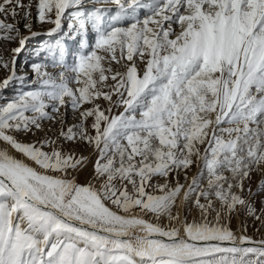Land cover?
<instances>
[{
    "label": "snow or ice",
    "instance_id": "snow-or-ice-1",
    "mask_svg": "<svg viewBox=\"0 0 264 264\" xmlns=\"http://www.w3.org/2000/svg\"><path fill=\"white\" fill-rule=\"evenodd\" d=\"M11 43L0 264H264V0H0Z\"/></svg>",
    "mask_w": 264,
    "mask_h": 264
},
{
    "label": "rangeland",
    "instance_id": "rangeland-1",
    "mask_svg": "<svg viewBox=\"0 0 264 264\" xmlns=\"http://www.w3.org/2000/svg\"><path fill=\"white\" fill-rule=\"evenodd\" d=\"M25 3L28 2V0H24ZM33 5L35 6L36 0H32ZM104 7H111L110 5H104ZM33 13L35 14V7H33ZM11 22V21H9ZM33 23L35 25L36 30H41V26L39 24L35 23V20H33ZM22 24L23 21L21 20V28H22ZM48 25L44 26V29H47ZM23 30V28H22ZM25 35H27L28 33L25 31L24 32ZM41 39L45 42H50V38L47 37L46 35H43L41 37ZM18 45L16 43H11V44H0V47H7L8 49L11 48H15ZM36 48V42L33 41L32 43H30L28 45V48L26 51H24L20 57H19V61H18V65H17V71L18 73H23V72H27L29 78L31 79L32 73L31 70L28 68V64L32 62V60L34 59L33 57V49ZM5 58H9L10 57V52H5L4 53ZM47 71H49L50 73H52L53 75H56L59 72L58 68H52L49 67L47 69ZM6 75V73H4L3 71H0V79H2L4 76ZM15 91L14 88H9L4 95L10 97L13 92ZM67 124L68 125H72L74 123H76V119L74 118L71 110L68 111L67 113ZM46 128H51L52 130L48 133L49 136H56L58 134L59 131V126L58 125H53L50 122L45 124ZM44 135V133H37L36 136H29L27 138H23L22 139H27V140H37L40 139L42 136ZM83 151L84 155H89V153L91 152V149H87V150H82V149H77V152ZM93 159H95V157H93ZM89 170H91V165H89ZM197 172V169L195 167H193L191 169V171H189L188 173V177L189 180L192 178V176H194ZM261 179L260 175L253 173L252 176V180L250 182V184L248 182L245 183V188L248 189L249 187H251V189L253 191H256L257 188V184L259 182V180ZM161 183H163V181H160ZM180 182L184 183V176L181 175L180 176ZM255 207L257 209V212L259 213V210L261 208V197L257 196L255 199ZM197 213H193V216H196ZM189 219H191V217H189ZM242 225L244 227H246L247 231L244 233L249 237H252L254 240H258V239H264V225H262L260 223V221L255 220L252 217H247L245 214H241L238 218H233L232 219V223H231V228L234 232H237L238 230L241 231V227Z\"/></svg>",
    "mask_w": 264,
    "mask_h": 264
},
{
    "label": "bare ground",
    "instance_id": "bare-ground-1",
    "mask_svg": "<svg viewBox=\"0 0 264 264\" xmlns=\"http://www.w3.org/2000/svg\"><path fill=\"white\" fill-rule=\"evenodd\" d=\"M238 231H239V230H238ZM238 231H237V232H238Z\"/></svg>",
    "mask_w": 264,
    "mask_h": 264
}]
</instances>
